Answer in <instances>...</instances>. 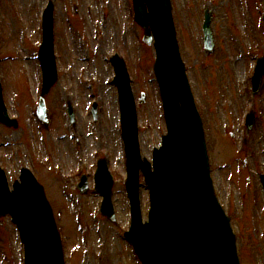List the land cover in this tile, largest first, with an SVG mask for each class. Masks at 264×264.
I'll use <instances>...</instances> for the list:
<instances>
[{
    "label": "rangeland",
    "instance_id": "obj_1",
    "mask_svg": "<svg viewBox=\"0 0 264 264\" xmlns=\"http://www.w3.org/2000/svg\"><path fill=\"white\" fill-rule=\"evenodd\" d=\"M48 2L53 6L58 80L46 97L49 127L43 129L34 104L41 89L36 57L40 21ZM131 6V0H0L2 96L9 116L18 121L16 128L0 125V165L10 185L25 167L44 187L65 264H140L123 237L130 212L110 56L120 55L127 66L142 157L151 160L165 126L152 72L154 50L140 41L142 30ZM171 6L186 77L203 121L211 179L230 217L240 264H264V195L258 178L264 174V76L254 97L250 84L256 59L264 57V0H171ZM205 9L212 12L210 54L202 41ZM67 104L75 113L73 125L65 114ZM250 113L255 119L248 129L244 125ZM99 157L106 159L114 179L115 222L99 214L101 197L89 178L88 192L76 190L78 177H89ZM140 183L146 219L148 191ZM22 250L15 225L8 216L2 218L0 264H23Z\"/></svg>",
    "mask_w": 264,
    "mask_h": 264
},
{
    "label": "water",
    "instance_id": "obj_2",
    "mask_svg": "<svg viewBox=\"0 0 264 264\" xmlns=\"http://www.w3.org/2000/svg\"><path fill=\"white\" fill-rule=\"evenodd\" d=\"M132 7L135 21L143 29V42L149 45L154 40L153 71L163 101L167 135L162 147L154 152L151 170L149 162L141 160L137 152L136 115L128 77L123 61L114 56L111 61L120 89L128 159L125 186L131 206V226L125 237L142 264H239L229 219L215 200L208 176L203 132L174 36L170 0H133ZM51 10L49 6L45 13L38 54L43 83L36 117L43 126L47 123L45 97L57 81ZM210 22L211 13L206 11L203 41L209 53L213 49ZM263 75L261 58L252 78L254 94ZM7 116L0 86V123L16 128V120ZM97 164L96 190L103 196L100 212L114 221L111 178L105 161ZM139 170L150 192L146 223H142L140 214ZM5 178L0 169V217L9 214L15 222L24 245V264H64L59 232L42 186L26 168L21 170L20 182H14L12 191ZM262 182L264 187V177Z\"/></svg>",
    "mask_w": 264,
    "mask_h": 264
}]
</instances>
